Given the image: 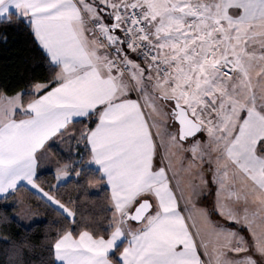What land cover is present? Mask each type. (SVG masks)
I'll list each match as a JSON object with an SVG mask.
<instances>
[{
    "label": "snow or ice",
    "instance_id": "1",
    "mask_svg": "<svg viewBox=\"0 0 264 264\" xmlns=\"http://www.w3.org/2000/svg\"><path fill=\"white\" fill-rule=\"evenodd\" d=\"M9 30L44 74L0 92V220L58 217L39 264H264V0H0Z\"/></svg>",
    "mask_w": 264,
    "mask_h": 264
},
{
    "label": "trees",
    "instance_id": "2",
    "mask_svg": "<svg viewBox=\"0 0 264 264\" xmlns=\"http://www.w3.org/2000/svg\"><path fill=\"white\" fill-rule=\"evenodd\" d=\"M38 63L27 33L9 30L7 44L0 43V92L11 95L26 87L25 81L29 75L37 77L43 75L44 69L38 67ZM42 172L41 183L45 187L49 182H55L48 171ZM61 191H70V188H62ZM104 194L101 192L100 196L103 197ZM72 195L74 196L75 193L73 192ZM13 199H19L28 204L43 216V220L31 226H24L14 218V213L11 212L10 220H0V264H7L8 257L5 252L14 244L24 245L23 251L26 258L30 259L32 264H39L40 259L47 258V246L57 231L54 221L58 217L38 197L29 199L26 195L16 193V196L7 202L10 204Z\"/></svg>",
    "mask_w": 264,
    "mask_h": 264
},
{
    "label": "rangeland",
    "instance_id": "3",
    "mask_svg": "<svg viewBox=\"0 0 264 264\" xmlns=\"http://www.w3.org/2000/svg\"><path fill=\"white\" fill-rule=\"evenodd\" d=\"M61 147L63 148L65 146L61 145ZM49 158L55 159L51 153L49 154ZM178 164H179V162H177V167H178ZM46 165H47V161L45 162L44 165H42V167H41L42 171H47ZM23 203L26 204L25 202H23ZM26 205H28V204H26ZM28 207L30 208V212H24L21 208L18 207L16 210V213L13 214L14 218L24 226H31L35 223L41 222L43 220V216L41 214H39L37 211L33 210L29 205H28Z\"/></svg>",
    "mask_w": 264,
    "mask_h": 264
}]
</instances>
